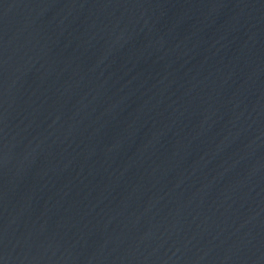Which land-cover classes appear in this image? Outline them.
<instances>
[{
	"label": "water",
	"instance_id": "1",
	"mask_svg": "<svg viewBox=\"0 0 264 264\" xmlns=\"http://www.w3.org/2000/svg\"><path fill=\"white\" fill-rule=\"evenodd\" d=\"M0 264H264V0H0Z\"/></svg>",
	"mask_w": 264,
	"mask_h": 264
}]
</instances>
